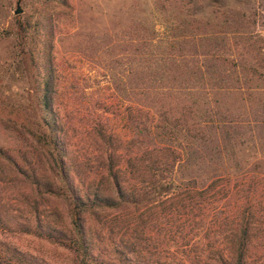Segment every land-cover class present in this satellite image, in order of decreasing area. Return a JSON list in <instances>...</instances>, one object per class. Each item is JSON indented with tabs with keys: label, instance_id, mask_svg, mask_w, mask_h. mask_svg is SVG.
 Here are the masks:
<instances>
[{
	"label": "rangeland",
	"instance_id": "obj_1",
	"mask_svg": "<svg viewBox=\"0 0 264 264\" xmlns=\"http://www.w3.org/2000/svg\"><path fill=\"white\" fill-rule=\"evenodd\" d=\"M41 2L0 0V102L5 104H21L26 109L31 105V70L21 59V49L28 51L30 26ZM67 2L68 8L56 12L55 17L53 55L59 75L56 101L61 116L67 119L74 185L82 191L98 184L108 192L110 146L119 154L112 164L117 169L125 165L123 133L116 129L117 134H112L114 127H106L105 123L106 118L113 119L116 105L125 109L127 104L121 91L116 93L109 82L112 76L120 81L126 78L124 54L128 46L124 43L128 36L136 34L138 23L153 20L161 8H178L193 16L224 8L246 13L254 10L259 23L264 18V0ZM18 10L20 13L16 14ZM139 33L142 34L140 29ZM221 101L234 112L243 108L229 96L221 97ZM100 133L105 134V145ZM110 134L112 141L108 142ZM248 162L250 170L256 172L251 175L255 186H264V167L257 168L252 160ZM140 164L135 165L133 172L122 170L121 181L130 190L147 186L145 191L125 194L131 201L121 208L95 210L84 216L93 262L232 264L228 243L233 218L225 219V194H183L192 178H197L199 189L210 181L200 168L173 165L165 154L142 163V169ZM147 166L151 169L142 172ZM49 169L42 150L27 134L6 123L0 109V242L25 264H78L67 248L47 239V235L64 236L70 228L65 203L44 191L51 182ZM230 174L231 184L234 188L239 186L238 196L233 194L241 207L237 216L242 219L244 214L251 224L244 264H264V195L246 204L249 175ZM158 181L170 183L176 194H157ZM87 195L93 198L94 194ZM103 195L113 197L110 193ZM37 222L43 237L35 233Z\"/></svg>",
	"mask_w": 264,
	"mask_h": 264
},
{
	"label": "trees",
	"instance_id": "obj_2",
	"mask_svg": "<svg viewBox=\"0 0 264 264\" xmlns=\"http://www.w3.org/2000/svg\"><path fill=\"white\" fill-rule=\"evenodd\" d=\"M67 8V0H42L32 20L28 51L21 49V59L31 70L33 98L28 110L21 104L0 102L6 123L27 134L50 165L51 182L44 191L60 198L67 207L68 233L47 235V239L67 248L78 264H95L85 214L129 203L125 194L143 192L147 186L142 190L126 188L121 181L122 170L133 172L140 163L142 169V163L165 154L173 165L200 168L210 181L199 189L197 178H192L183 194H225V219L233 218L229 255L232 264H244L251 224L244 214L242 219L237 216L241 207L233 194L238 196L239 186L231 184L230 172L240 177L249 175L247 195L243 196L246 204L264 195V186H255L251 178L256 172L250 170L248 162L264 167V18L259 23L254 10L246 13L224 8L193 16L182 9L161 8L153 20L138 23L136 34L124 43L128 46L124 54L126 80L112 76L109 82L116 93L121 91L127 104L125 109L116 105L113 119L106 118L105 123L115 128L110 130L112 134H117L116 129L123 133L125 165L117 169L112 164L119 154L110 146L108 192L98 184L82 191L74 185L67 119L61 116L56 101L55 17L56 12ZM136 95L140 100L136 101ZM223 96L243 108L234 112L225 107ZM100 136L105 145V134ZM108 139L111 142L112 135ZM150 169L147 166L142 172ZM157 183V194H176L170 183ZM108 193L113 197L103 195ZM87 194H94L93 198ZM35 229L36 235L43 237L39 222ZM0 264L25 263L0 242Z\"/></svg>",
	"mask_w": 264,
	"mask_h": 264
},
{
	"label": "water",
	"instance_id": "obj_3",
	"mask_svg": "<svg viewBox=\"0 0 264 264\" xmlns=\"http://www.w3.org/2000/svg\"><path fill=\"white\" fill-rule=\"evenodd\" d=\"M18 13H20V11H19V10L16 12V14H18Z\"/></svg>",
	"mask_w": 264,
	"mask_h": 264
}]
</instances>
